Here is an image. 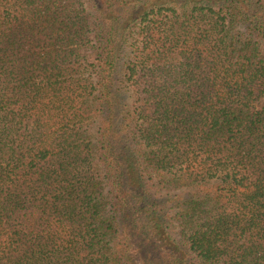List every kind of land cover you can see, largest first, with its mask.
I'll list each match as a JSON object with an SVG mask.
<instances>
[{
	"label": "trees",
	"instance_id": "1",
	"mask_svg": "<svg viewBox=\"0 0 264 264\" xmlns=\"http://www.w3.org/2000/svg\"><path fill=\"white\" fill-rule=\"evenodd\" d=\"M0 264H264V0H0Z\"/></svg>",
	"mask_w": 264,
	"mask_h": 264
}]
</instances>
